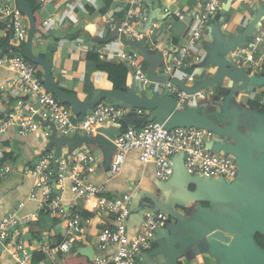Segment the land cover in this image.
I'll use <instances>...</instances> for the list:
<instances>
[{
  "label": "crops",
  "instance_id": "obj_1",
  "mask_svg": "<svg viewBox=\"0 0 264 264\" xmlns=\"http://www.w3.org/2000/svg\"><path fill=\"white\" fill-rule=\"evenodd\" d=\"M34 1L36 5H39L38 12L41 24L34 31L32 53L36 58L45 61L50 66L55 88L66 96L76 98L81 102L91 100L97 91L113 90L107 72L113 65L115 67L123 63L117 57L120 52L134 51L132 47L125 46L121 41L118 42L117 36H115L116 25L123 18L127 1ZM147 1L150 4L147 6L148 12L151 7L154 14L152 33L147 38L148 49L155 52L153 46L157 44V51L166 50L167 53L166 55L163 54V61L158 72H164L167 67L172 70L171 58L175 56L176 49L188 45L189 31L195 24L193 14L201 9L200 0ZM226 3L229 4L228 9L218 24L221 36L225 40L238 37L256 18L257 14H261V19L251 39L257 37L260 23L264 20V0H222V5ZM184 19H188L186 29L181 36H176L173 33L174 27ZM44 20L51 21L52 30L49 31L44 28L42 24ZM111 24L113 26L110 27ZM23 25L28 31V21L25 16L23 17ZM4 36L5 34L1 32L0 37ZM210 37L208 33L203 36V48L192 50L185 60L183 71L175 74L173 72L174 77H191L192 81L187 80L185 83L193 86L216 73V67L206 64L207 45L210 42ZM20 44L24 47L25 42ZM11 45L13 44L9 45L6 42L5 48ZM11 51L15 53L13 50ZM3 54L8 53L3 51ZM196 57H200L201 61L195 62ZM226 58L229 60V55ZM258 58L259 54H256L255 59ZM141 63L143 64V62ZM123 66L125 67L124 63ZM146 69L147 65L145 64V71ZM244 71L248 75L259 76L264 71V65L260 72L252 71L248 67L244 68ZM11 77L6 70L0 68V84L8 81ZM41 77H43V71ZM130 85L131 75L126 68L124 88H129ZM236 86L230 84L226 87V81L222 80L215 86L199 93V96H194L183 107V110L192 108L206 115L214 110L222 111L220 104ZM150 88L152 86L145 88L138 85L137 82L136 90L142 98L150 97ZM153 91L158 92L161 96H166L155 88ZM2 93L7 92L0 91V98L5 97ZM14 93L12 94L13 97H9V103L5 108L7 109L11 103L14 105L16 99H21L23 102L22 112L27 113L26 107L33 102V99L22 96L19 92ZM241 101L243 103L253 101L255 104L264 106V84L251 87L246 91L234 92L230 97V108L233 111H241L242 117L254 115L255 110L241 104ZM101 104H109V102L104 100ZM68 108L70 109L69 106ZM3 109L4 106L0 102V113ZM148 112L143 111L147 114ZM75 120L79 121L77 117ZM262 122L264 124V117ZM40 126V130L23 135H19L14 127L6 129L4 134L0 133V168L5 167L9 171V174L0 180V219L12 212L18 217L31 218L32 223L30 222V224L20 228V236L32 254L31 264H69L67 263L68 260L70 264L83 263L81 259H77V256L85 258L89 264H94L95 258L101 255L114 254L117 247H110L104 254L98 252L96 235L102 228L112 226L113 221L105 213L91 209L93 200L83 208L80 216L78 248L67 255L42 251L44 247H48V250L56 247L65 239L67 232L63 221L46 213L40 215L39 204L29 199L33 186L30 169L45 154H54L53 150L47 151L48 140L44 135V132H47L49 136L52 134L54 124L45 121L40 123ZM63 152H66V148H63ZM92 156L93 164L89 165V171L82 164V172L88 182L105 185L107 199L117 198L125 194L130 195L131 207L133 206V209L138 210V207H150L152 202L149 197H154L160 203L177 209L178 214L187 217H191L194 213L205 208L213 210V207L205 199L206 196L201 193L205 192L203 189H197L196 186L189 183L184 184L179 176L164 182L158 180L154 174V166L152 164L143 165L139 161L138 150H131L126 154L122 169L116 175L102 168L99 153L94 152ZM66 184L68 185V181ZM72 198L73 196L69 191L64 193L63 204L65 207L69 208ZM18 205L22 206L18 207ZM96 216L98 221H95ZM140 225L141 217L131 213L126 222L129 238L137 233ZM158 242V240L154 241L151 249L157 247ZM86 253L90 258L85 255ZM209 256L206 245L201 243L182 254L178 259V264H219L216 258L214 260ZM160 259L163 263L162 256ZM0 264H14L13 258L3 247H0ZM137 264H140V261Z\"/></svg>",
  "mask_w": 264,
  "mask_h": 264
},
{
  "label": "built area",
  "instance_id": "obj_2",
  "mask_svg": "<svg viewBox=\"0 0 264 264\" xmlns=\"http://www.w3.org/2000/svg\"><path fill=\"white\" fill-rule=\"evenodd\" d=\"M125 9L121 22L116 27L117 41L123 36L130 42H137L144 37L148 38L152 33L153 25L142 33L149 12L146 0H126ZM245 1V0H241ZM201 9L193 14L195 24L189 31L188 45L176 49V54L171 58L174 74L182 72L185 60L192 50L203 48L202 38L206 34L213 16L222 6V0H200ZM166 11V10H165ZM1 18H9L13 28V36L8 44L17 46L25 42L27 29L23 25V14L14 0H0ZM43 26L52 30L51 21L44 20ZM110 27L113 24L109 25ZM142 27V29H140ZM0 49V68L6 70L12 77L0 84V91L5 97L0 98L4 109L0 113V133L14 127L19 135L35 132L41 129L40 123L51 122L54 124L59 136H71L73 134H92L98 127L115 126L129 111L117 108L110 104H98L89 110L81 120L73 122L71 110L64 107L53 95L48 93L41 83L32 66L20 55L3 54ZM155 50L158 45L153 46ZM166 55V50H162ZM256 54L259 58L255 59ZM119 61L126 64L131 70L138 85L142 87L154 86L159 92L176 101V109L181 110L196 95H188L170 83L160 84L151 82L146 78L144 65L136 52L123 51L117 55ZM230 62L236 67L249 68L260 72L264 65V20L261 21L258 36L249 40L244 47L236 48L229 55ZM201 58L196 57L195 62ZM170 67L164 71L168 74ZM173 74V75H174ZM172 75V77H174ZM182 82L192 81L188 76H177ZM13 92H19L22 96L32 98L28 104L27 113L22 112L23 102L16 99V103L6 109L4 100L7 96L13 97ZM199 96V94H197ZM138 115L143 111L137 110ZM48 139V133L44 132ZM214 134L195 128L165 129L161 125L150 122L143 126H129L124 133L116 138V152L112 156L109 171L118 174L123 166L125 156L131 150L139 151V161L154 166L155 177L160 181H167L172 175V159L182 154L183 164L186 171L193 176L212 179L221 178L232 181L236 175V161L231 155L214 152L206 148L207 142L211 141ZM93 154L89 149L78 151L69 160L59 159L56 161V169L51 165L55 154L47 153L42 156L30 169L33 186L29 199L37 202L40 210H46L53 218L64 222L67 236L52 250L42 248L43 252L69 254L78 248L80 239V216L83 208L93 200L91 209L105 213L113 221L112 226L102 228L96 235L97 250L99 253L106 252L110 247L116 246L117 250L111 255H101L94 259V264H137L143 252L151 250L157 232L163 229L169 221L164 213H153L145 210L141 225L137 233L129 238L126 222L131 214L132 199L130 195H122L117 198L107 199L104 184L88 182L82 172V164L89 171V165L93 164ZM9 174L7 168H0V180ZM68 181V185L66 182ZM69 191L73 198L69 208L63 204V195ZM22 205H18L21 207ZM30 217H18L14 212L6 214L0 219V244L11 255L14 264H31L32 254L21 238L20 228L30 223Z\"/></svg>",
  "mask_w": 264,
  "mask_h": 264
},
{
  "label": "water",
  "instance_id": "obj_3",
  "mask_svg": "<svg viewBox=\"0 0 264 264\" xmlns=\"http://www.w3.org/2000/svg\"><path fill=\"white\" fill-rule=\"evenodd\" d=\"M16 2L28 21L25 45L24 47L11 45L3 48L4 52L13 50L30 64L40 66L43 71L41 83L46 91L61 104L69 106L77 120H81L89 110L104 100L112 106L129 110L115 126L98 127L92 134L76 133L71 136H59L55 126H52V134L47 139L46 149L53 150L55 154L51 165L54 170L59 159L69 160L74 153L89 149L92 154L99 153L102 168L109 171L112 156L116 152V138L131 125L140 127L153 121L165 129L195 128L209 131L214 137L207 142L206 148L231 155L236 161L237 171L234 179L225 181L221 178L190 175L184 167L182 154L172 159V175L169 180L179 176L184 184H192L197 189H203L201 181H211L220 188L210 189L211 193L205 195L213 210L205 208L191 217L178 214L177 209L160 203L154 197H149L152 202L150 207H138V210H135L132 206L131 213L138 214L141 221L145 210L155 214L164 213L169 217L166 226L155 236V241H159L157 247L141 253L140 264H178L182 254L201 243L206 245L210 256L216 258L219 264H264V251L255 241L257 234L264 236V193H258V189H264V124L262 122L264 114L255 111L252 116L242 117L241 111H233L230 108V97L234 92L246 91L264 84V71L259 76L248 75L243 68L236 67L226 58L236 48L248 44L262 15L257 14L241 35L225 40L221 36L218 24L229 4L221 6L211 19L206 32L211 36L207 45L206 64L216 67L217 71L210 78L193 86L177 77H172L173 68L168 74L158 72L163 61V53L157 50L149 51L146 37L137 42H130L123 36L119 38L122 44L132 47L143 59L147 65L146 78L151 82L170 83L188 95H197L222 80H227L226 87L230 84L237 85L220 104L222 111L214 110L207 116L192 108L177 110L173 97L161 96L155 91L150 93L149 98L140 97L136 90L137 82L133 70L126 64L125 67L131 75V85L129 88H123L124 91L116 89L97 91L88 102L66 96L55 88L50 66L32 53L35 25L31 6L26 0H16ZM146 4L150 6L147 0ZM153 20L154 14L150 7L149 18L142 33L146 34ZM187 24L188 19H184L174 27L173 33L181 36ZM115 36H118L116 29ZM240 103L246 105L242 101ZM135 110L149 112L138 115ZM63 148H66V152H63ZM0 247L3 245L0 244ZM85 255L90 258L87 253ZM256 255L260 258L256 259ZM160 256L163 257V263L158 261Z\"/></svg>",
  "mask_w": 264,
  "mask_h": 264
},
{
  "label": "trees",
  "instance_id": "obj_4",
  "mask_svg": "<svg viewBox=\"0 0 264 264\" xmlns=\"http://www.w3.org/2000/svg\"><path fill=\"white\" fill-rule=\"evenodd\" d=\"M15 1V0H14ZM29 5L31 6L32 12H33V18H34V25H35V29L37 30L38 26H40L41 22H40V17H39V12H38V8L39 5H36L34 0H26ZM15 4L18 7L17 2L15 1ZM22 12V11H21ZM4 33L5 36L4 37H0V49L5 45L6 42L8 43V41H10V39L13 36V28H12V24L11 21L9 20V18H1L0 15V33ZM24 44V42H23ZM21 45V44H19ZM17 45V46H19ZM22 46V45H21ZM10 52V53H9ZM7 52L8 54H12V51ZM13 54H17L20 55L18 53H13ZM21 56V55H20ZM22 59H24L27 63H29L23 56H21ZM141 59V58H140ZM141 62H143L144 65V69H145V62L141 59ZM37 73V75L39 77H41V73H42V68L40 66H35L32 65ZM108 73V80L112 83L113 88L116 90H121L124 91V84H125V77H126V68L123 66V63L120 64L119 66H115L113 65V67L110 68V70L107 72ZM227 82V80H225ZM9 97L8 96L5 100H4V104H8L9 103ZM11 98V97H10ZM13 99V98H12ZM246 105L251 108L254 109L255 111L264 114V106L255 104L253 101L251 102H247ZM64 107H67V105H64ZM76 116L72 117L71 120L73 122H75ZM42 213H46L49 214L46 210H41L40 211V215ZM95 221H98L97 216L95 217ZM32 223V222H31ZM30 224V223H28ZM27 224V225H28ZM255 241L258 245V247L264 251V236L257 234L255 236ZM77 259H81L83 261V263L81 264H89V262L85 259V258H80V256H77ZM67 263L70 264V261L68 260Z\"/></svg>",
  "mask_w": 264,
  "mask_h": 264
},
{
  "label": "rangeland",
  "instance_id": "obj_5",
  "mask_svg": "<svg viewBox=\"0 0 264 264\" xmlns=\"http://www.w3.org/2000/svg\"><path fill=\"white\" fill-rule=\"evenodd\" d=\"M153 91V86H152V88H150V93ZM242 118V117H241ZM202 182V185H203V190L205 191V192H201V193H203L204 195H207V193H211L210 192V189H216V188H220V187H217L213 182H211V181H201ZM258 193H264V189L262 188V189H258ZM210 258H212V259H214V257H212V256H209ZM159 260L158 261H160L161 262V259L160 258H158ZM215 260V259H214Z\"/></svg>",
  "mask_w": 264,
  "mask_h": 264
},
{
  "label": "bare ground",
  "instance_id": "obj_6",
  "mask_svg": "<svg viewBox=\"0 0 264 264\" xmlns=\"http://www.w3.org/2000/svg\"><path fill=\"white\" fill-rule=\"evenodd\" d=\"M256 259H259L260 257L258 255L255 256Z\"/></svg>",
  "mask_w": 264,
  "mask_h": 264
}]
</instances>
